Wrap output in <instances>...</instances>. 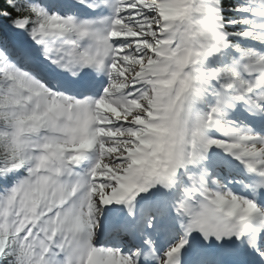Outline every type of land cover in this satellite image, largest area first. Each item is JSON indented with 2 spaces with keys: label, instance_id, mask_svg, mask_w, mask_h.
Masks as SVG:
<instances>
[{
  "label": "snow or ice",
  "instance_id": "1",
  "mask_svg": "<svg viewBox=\"0 0 264 264\" xmlns=\"http://www.w3.org/2000/svg\"><path fill=\"white\" fill-rule=\"evenodd\" d=\"M0 264H264V0H4Z\"/></svg>",
  "mask_w": 264,
  "mask_h": 264
},
{
  "label": "trees",
  "instance_id": "2",
  "mask_svg": "<svg viewBox=\"0 0 264 264\" xmlns=\"http://www.w3.org/2000/svg\"><path fill=\"white\" fill-rule=\"evenodd\" d=\"M3 6H5L4 5V0H0V7H3Z\"/></svg>",
  "mask_w": 264,
  "mask_h": 264
}]
</instances>
